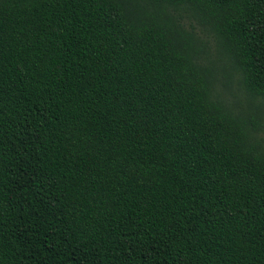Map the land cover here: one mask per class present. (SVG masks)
I'll return each instance as SVG.
<instances>
[{
  "label": "trees",
  "instance_id": "obj_1",
  "mask_svg": "<svg viewBox=\"0 0 264 264\" xmlns=\"http://www.w3.org/2000/svg\"><path fill=\"white\" fill-rule=\"evenodd\" d=\"M0 264H264V0H0Z\"/></svg>",
  "mask_w": 264,
  "mask_h": 264
},
{
  "label": "rangeland",
  "instance_id": "obj_2",
  "mask_svg": "<svg viewBox=\"0 0 264 264\" xmlns=\"http://www.w3.org/2000/svg\"><path fill=\"white\" fill-rule=\"evenodd\" d=\"M210 57H208L209 59V61H211V62H213V63H215V66H217L216 68H220V67H222V63H220V61H216V59H214V57H215V52H214V50H212V51H210V55H209ZM206 62L207 61H204V64H206ZM234 90V89H233ZM245 106V105H244Z\"/></svg>",
  "mask_w": 264,
  "mask_h": 264
}]
</instances>
